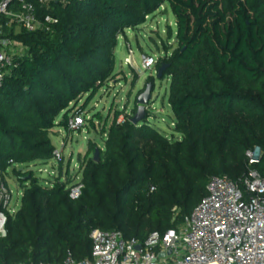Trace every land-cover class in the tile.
Returning a JSON list of instances; mask_svg holds the SVG:
<instances>
[{
    "label": "trees",
    "instance_id": "trees-1",
    "mask_svg": "<svg viewBox=\"0 0 264 264\" xmlns=\"http://www.w3.org/2000/svg\"><path fill=\"white\" fill-rule=\"evenodd\" d=\"M23 1L34 5L39 30L15 35L0 18V39L27 49L0 86V174L8 190L10 174L23 188L15 215L0 206L7 216L0 264L85 261L95 230L140 242L163 237L198 207L211 178L227 177L243 192L252 170L264 180V0ZM164 4L176 20L178 48L157 69L168 66L163 78L171 80L181 139H168L149 119L133 125L135 108L122 123L117 113L104 124V148L88 143L78 199L70 196L76 178L65 174L64 162L47 186L21 171L54 160V129L68 131L70 118L84 110L72 111L73 104L93 99L113 77L117 38ZM89 122L94 128L95 119ZM255 149L260 160L249 166Z\"/></svg>",
    "mask_w": 264,
    "mask_h": 264
},
{
    "label": "built area",
    "instance_id": "built-area-1",
    "mask_svg": "<svg viewBox=\"0 0 264 264\" xmlns=\"http://www.w3.org/2000/svg\"><path fill=\"white\" fill-rule=\"evenodd\" d=\"M0 18L6 19L7 28L20 32L34 33L42 26L34 5L23 0H1ZM5 26L0 25V35ZM13 43L24 47L9 38L0 39V86L13 64ZM126 63L131 64V56ZM158 64V59L142 58L146 71ZM84 127L83 114L68 122L70 134ZM259 151L248 153L249 166L259 162ZM63 160L62 153L56 150L53 161L59 165ZM82 189L80 181L71 189V198L78 199ZM206 191V197L178 230L163 237L151 234L145 242L125 240L116 231L95 230L90 236L91 258L78 262L70 256L62 264H264V180L252 170L243 192L227 177H213ZM10 202L11 194L0 174V206L8 210ZM6 224L7 216L0 213V238L6 236Z\"/></svg>",
    "mask_w": 264,
    "mask_h": 264
},
{
    "label": "rangeland",
    "instance_id": "rangeland-1",
    "mask_svg": "<svg viewBox=\"0 0 264 264\" xmlns=\"http://www.w3.org/2000/svg\"><path fill=\"white\" fill-rule=\"evenodd\" d=\"M49 2L51 0H48ZM19 32V29L14 30L15 35ZM176 35V20L166 4L148 16L145 23L126 29L117 38L114 51L115 69L111 80L105 83L93 99L89 101L87 96H83L72 106L74 112L84 108L86 127L72 134L64 127L58 126L54 129L51 139L56 150L63 155L65 174L68 170L71 177L76 178L75 185L82 179L80 164L87 154L88 143L93 142L98 148H104L106 139V135L103 134L104 124L107 123L109 127L117 113L122 114L118 119V122L122 123L126 115H131L133 110L138 108L136 100L146 91L148 85H153L152 100L147 110L149 124L168 139L173 141L181 139V136L174 132L175 121L169 104L171 80L167 77L158 80L157 66L147 71L142 67L144 56L158 59L159 62L170 59L178 48ZM11 51L14 57L27 54V49L20 44L13 43ZM129 56H131L130 65L126 63ZM63 115L57 119V123L62 122ZM93 118L95 119L94 128L89 122ZM21 167L23 172H34L43 185L54 182L59 175V165L54 161L38 162ZM5 183L11 194L7 211L15 215L21 205L23 188L12 174L5 176Z\"/></svg>",
    "mask_w": 264,
    "mask_h": 264
},
{
    "label": "water",
    "instance_id": "water-1",
    "mask_svg": "<svg viewBox=\"0 0 264 264\" xmlns=\"http://www.w3.org/2000/svg\"><path fill=\"white\" fill-rule=\"evenodd\" d=\"M167 68H168V66H162L158 70V76H157L158 80H161L163 78V75H164ZM152 92H153V85H148L146 88V91L142 95H140L138 97V99L136 100V103L138 106V111H137L136 115L132 118V124L133 125H139L143 121L148 119L147 110H148V106L152 100ZM94 158H95L96 162L99 161L100 153L98 150H96ZM137 249L140 250L141 246H138Z\"/></svg>",
    "mask_w": 264,
    "mask_h": 264
},
{
    "label": "crops",
    "instance_id": "crops-1",
    "mask_svg": "<svg viewBox=\"0 0 264 264\" xmlns=\"http://www.w3.org/2000/svg\"><path fill=\"white\" fill-rule=\"evenodd\" d=\"M80 181H81V180H80ZM75 183H77V181H76Z\"/></svg>",
    "mask_w": 264,
    "mask_h": 264
}]
</instances>
